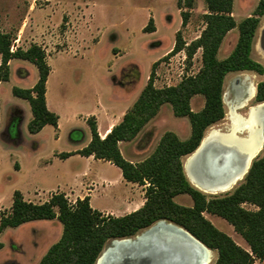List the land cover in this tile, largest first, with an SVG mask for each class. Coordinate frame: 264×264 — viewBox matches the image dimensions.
Wrapping results in <instances>:
<instances>
[{
	"label": "rangeland",
	"instance_id": "obj_1",
	"mask_svg": "<svg viewBox=\"0 0 264 264\" xmlns=\"http://www.w3.org/2000/svg\"><path fill=\"white\" fill-rule=\"evenodd\" d=\"M258 2L259 0H234L233 15L237 22L251 15ZM3 10L9 12L10 17V20L3 21L5 29H9V32L16 36L18 29L15 27L16 24L20 25L27 17L26 32L29 33L31 30V35L26 36L27 39L37 37L47 50V61L54 67L49 90L51 97L53 95L58 102L57 105L51 102L49 108L68 118L59 134L54 132L52 125L38 133H31L26 128V133H23L20 127L21 119L13 113L15 107L12 109L11 106L15 101L23 102L32 113L29 102L14 95L12 81L4 83L0 88V201H3L4 205L7 204L13 187L23 185L27 190H31L35 179L43 182L39 185L42 193L43 190L48 191L50 186L43 181L42 174L39 173L35 178L30 176L42 170L38 168L39 162L43 166L54 150L79 148L88 143L91 130L84 116L96 109L97 97L104 95L110 100L120 102L121 82L132 85L136 83V88L144 87L155 62L154 83L157 87L175 85L184 76L196 74L202 66V47H199L190 59L185 48L167 54L172 50L179 31L186 45L201 35L206 27L204 17L208 12L206 0H194L193 7H179V0H0L1 18L5 15L1 13ZM184 14L187 18L186 23H183ZM152 16L158 24V30L145 32L144 26ZM9 23L14 25L11 26ZM263 24L264 14L261 16L260 27L255 36L252 55L264 64V49L260 39V28ZM238 37V27L227 32L218 52L219 58L231 53ZM83 54L88 55L81 58ZM31 64L34 69H30L31 73L23 79L24 81H21L16 72L13 80L29 83L35 75L34 70H37L36 66ZM137 69L140 70L139 78L129 82ZM247 73L254 76L256 86L259 81L264 80V73L259 74L251 70L227 73L224 80L225 117L228 112L226 90L234 77ZM229 96H233V92ZM204 102L202 94H195L191 98V106L195 111L200 110ZM254 103L255 97L249 105ZM247 109L248 106L241 108L240 111L245 113ZM90 116L92 115L87 118ZM9 117L11 120L8 126ZM225 117L213 125L224 127L228 120ZM168 130L185 139L191 134V122L188 116L175 115L172 105L165 103L135 138L125 140L119 145L120 149L128 160L138 163L155 150L161 136ZM263 153L264 147L257 157ZM185 158L186 156L182 157L183 161ZM17 162L23 165V171L17 169ZM65 166L71 171H78V174L86 173L87 177L100 175L105 179L92 183L89 188L92 191L91 204L99 210L112 209L125 200H130L129 197L135 199L145 197L144 185L121 181L120 168L108 161H90L74 157ZM244 178L230 190L215 194L205 192L206 196L232 192ZM68 199L73 204L76 202L74 197L70 199L69 196ZM175 199L182 204H193L188 194H179ZM245 206L256 208L254 204L249 203ZM8 210L10 208L6 207L0 212ZM204 214L242 247L250 250L244 237L225 218L209 212ZM62 229V223L55 218L29 223L17 234L6 231L3 235L4 246L0 250V264H35L48 246L60 238ZM15 237H19L22 243L13 244L12 240ZM34 241L37 244H34ZM110 243L111 241L107 245ZM140 249L151 250L152 242L149 241ZM212 254L211 264L217 253L213 251ZM255 264H264V257H257Z\"/></svg>",
	"mask_w": 264,
	"mask_h": 264
},
{
	"label": "trees",
	"instance_id": "obj_2",
	"mask_svg": "<svg viewBox=\"0 0 264 264\" xmlns=\"http://www.w3.org/2000/svg\"><path fill=\"white\" fill-rule=\"evenodd\" d=\"M206 4V27L201 35L186 45L179 31L172 50L167 54L185 48L190 59L202 47L200 70L184 76L175 85L157 87L154 83L155 62L149 80L120 122L102 137L95 116L88 117L92 134L89 142L76 151L58 154L62 158L74 153L93 154L96 158L112 162L121 169L126 180L145 186L143 205L116 216L94 208L89 195L77 198L73 204L64 192H54L48 200L36 203L26 200L23 193L16 189L10 210L0 212V234L7 227H17L31 220L58 218L62 223L60 238L49 246L37 264H95L109 241L133 237L161 219L182 226L216 251L212 264H255L257 257H264V153L253 160L243 182L232 192L212 197H207V193L192 184L184 168L182 157L192 153L207 128L226 115V74L246 70L264 73V64L252 55L255 36L264 14V0H259L255 11L239 22L233 15L234 0H206ZM193 5L194 0H179V7ZM186 21L185 16L183 23ZM234 27L239 29L237 43L229 55L219 58L222 41ZM155 29L154 19L150 17L144 31ZM13 40L12 33L0 27V81L9 79V61L12 58L34 63L39 71L37 82L32 87L14 86L13 93L30 103L33 117L28 129L31 133H37L46 124L57 126L59 115L48 107L46 99V82L51 71L46 50L38 43L12 50ZM139 76L140 70L137 69L129 82L136 81ZM256 87V103L264 101V80L259 81ZM195 94H202L205 98L203 107L198 111L191 106V98ZM165 103L172 105L175 115L189 117L190 136L182 139L176 132L168 130L147 158L138 163L128 160L119 142L135 138ZM179 194L190 195L193 204L178 202L175 197ZM246 203L254 204L256 208H248ZM204 212L217 214L230 222L247 241L250 250L218 228ZM3 246L4 242L0 240V249Z\"/></svg>",
	"mask_w": 264,
	"mask_h": 264
},
{
	"label": "bare ground",
	"instance_id": "obj_3",
	"mask_svg": "<svg viewBox=\"0 0 264 264\" xmlns=\"http://www.w3.org/2000/svg\"><path fill=\"white\" fill-rule=\"evenodd\" d=\"M263 29L264 24L261 31ZM253 78V75L247 73L232 79L225 94L228 102V112L225 118L228 120H226L224 127L211 125L203 137L201 146L195 152L187 155L184 160V168L188 178L203 192L215 194L233 188L239 180L245 177L251 163L264 147V102L249 105L257 90ZM231 92H233V96H229ZM247 106V111L242 113L240 109ZM204 148H206L205 156L215 154L214 157H217L219 149L226 150V157L228 158L225 166L218 174L217 168L214 169L213 167V171H210L207 165L205 167L199 166V172L194 168V160ZM187 236V233L180 227L167 221H160L129 239L111 241L103 249V254L96 264H112L111 262L114 264L121 246L131 244L134 250L131 254V257L135 259L134 264H147L144 261L138 262L136 260L145 253L155 260H153V264H156L157 260L159 264H171L168 257H175L177 254L184 256V253L186 255L188 250L186 247ZM149 241L152 242L151 250L140 249ZM198 245L201 251H197L195 261L189 264H211L213 251L201 247L200 243Z\"/></svg>",
	"mask_w": 264,
	"mask_h": 264
},
{
	"label": "crops",
	"instance_id": "obj_4",
	"mask_svg": "<svg viewBox=\"0 0 264 264\" xmlns=\"http://www.w3.org/2000/svg\"><path fill=\"white\" fill-rule=\"evenodd\" d=\"M9 1H11V0H9ZM1 13L5 14V15H4V18L0 17V27L2 28V30L9 32V29H5L6 26H5V24H3L4 23L3 21L10 20V17L8 16L9 12H6V10H3V11H1ZM152 17L154 19L155 28L157 26V28L154 31H157L158 30V24H157L154 16H152ZM10 25L13 26L14 24H10ZM26 26H27V17L23 20V22L20 25L16 24L15 27H17L18 29L16 31V36H14V40H13V44H12V50H15L17 47L27 48L31 43H38L41 45V42L37 40V37L34 39H31V40L27 39V37H29L31 35L30 34L31 30L29 31V33H27L26 32L27 31ZM39 35H41V34H39ZM44 49H45V47H44ZM83 55L84 56H80V57L85 58V57H87L88 54H83ZM47 60H48V53H47ZM1 61H2V55L0 53V63H1ZM31 63L32 62H30L27 59L12 58L9 61L10 77L8 80L0 81V88L4 85V83H8L11 81L13 82L11 84V88H13L14 86L32 87L37 82L38 77H39V75H38L39 71L36 74V71L38 70V68L34 63L33 64L36 66L37 70H34L35 75L29 83L28 82L23 83V82H18V81L13 80L14 72H16V75L21 79V81L24 78H26L28 76V74L31 73L30 69L33 68V65ZM49 65L51 66V64H49ZM53 70H54V67L51 66V71H50V74H49V77L47 80L46 99H47L48 107H49L51 102L54 105L58 104V102L55 101L56 100L55 97H53V95L51 97L50 90H49V85L51 82V76H52ZM121 85H122L120 87L121 89L119 90V94L121 96L120 102H116V100H110L109 97L106 98V97H104V95H102L101 97H97L96 109L94 108L93 112L91 111L90 113H87L84 116V120H86V122H87V116H89V115L95 116L98 131L102 137H104L116 123H118L122 120L124 114L133 105V103L138 98V96H139V94L143 88V87L136 88V83L133 85L121 83ZM17 97H19V96H17ZM22 99H24V98H22ZM25 100H27V99H25ZM14 107H15V110L13 111V113L21 119V123H20L21 124V126H20L21 130L23 133H26L25 129L26 128L28 129V123L31 120L33 114L28 111L27 107L23 104V102H18V101L16 102L15 101V103L12 104L11 108L13 109ZM58 115H59V120H58L57 126H54L52 124H46L41 130H43L46 127H49V125H52V128H54V132L56 134H59V132L62 129L63 123L68 122V118L65 116H62L61 114H58ZM10 120H11V118L9 117L8 121H7L8 126L10 125ZM8 126H6V128H8ZM40 131H38V132H40ZM91 136H92V134L90 135L88 142L91 139ZM124 142H125V140L120 141L119 145H121V143H124ZM80 148H82V147L68 149V150H57L56 149V151L54 150L52 152V154L49 156V158L46 159L43 166H41L42 163L39 162L38 168H40L42 170H40V172L37 171L38 172L37 174L33 173V176H30V177L35 178V176L39 175V173L42 174L43 181L47 182V185L50 186L48 188L47 192L45 190H43V193L41 192V188L39 187V185L43 184V182L38 180V179H35L33 181V183L30 182L34 185V187L31 190H27L23 185L22 186L19 185L18 188L13 187L12 193L10 192V197H9L8 201L6 202L7 204L4 205L3 201H0V210L4 209L6 207L11 208V205L13 203V193L16 189H19L23 193L24 198L26 200L33 201L36 203H41V202L48 200L50 198V196L52 195V193H54V192H64L67 197L70 196V199H72V197H74V200H76L79 197L83 198L84 196L89 195L90 196V203H91L92 191L89 190V188L92 186L91 184L95 183L98 180L102 181L105 179L103 177H101L100 175H96L94 177H91V176L87 177L88 175L86 173L78 174V171H71L68 167L65 166V164H67V162L70 161L74 157H80L82 159H89L90 161H107V160L96 158L93 154L86 156V155H82L80 153H74V154H72L68 157H65V158H62L58 155L62 151H76ZM108 162L113 164L110 161H108ZM17 169L19 171H23V165L19 162H17ZM34 174H36V175H34ZM119 179L121 181H128L124 178L122 171L120 172ZM128 182H130L131 184L135 183L132 181H128ZM87 186H89V187L87 188ZM129 198H130V200H125V202L119 204L118 206H116L112 209H101V211L111 212L113 215H116V216L124 215V214L131 212V211L139 208L140 206H142L143 203L145 202V199H146V197H144V198L140 197L139 199L138 198L135 199L134 197H129ZM40 220L48 221L47 219H37V220H31V221L25 222V223H23L17 227H7L5 229V231H3L1 233L0 240L3 241V235H4V233H6V231H12L13 233L17 234L18 231L20 232L21 229L23 227H25L26 225H28L29 223H34V222L40 221ZM50 220H53V219H50ZM12 243L13 244H16V243L21 244L22 240L19 237H15V238H13ZM34 244H37V242L34 241ZM49 246H48V248H49ZM39 260H38V262H39ZM38 262H36L35 264H37Z\"/></svg>",
	"mask_w": 264,
	"mask_h": 264
},
{
	"label": "water",
	"instance_id": "obj_5",
	"mask_svg": "<svg viewBox=\"0 0 264 264\" xmlns=\"http://www.w3.org/2000/svg\"><path fill=\"white\" fill-rule=\"evenodd\" d=\"M260 39H261L262 47L264 49V29L261 31ZM262 102H264V101L257 102L256 104H259V103H262ZM202 140H203V138H202ZM202 140H201L200 144L198 145V147L193 152H195L201 146ZM205 149L206 148H204V150L200 154H198V157L195 158L194 164H193L194 168L196 169L197 172H199V170H200L199 168L200 167H202V166L205 167V165H207L210 171H213V169H212L213 167H214V169L217 168L216 170H217V174H218L222 170V168L225 166V164H226V160L228 158V157H226V150L225 149H219L217 151V157H214L215 154H212L211 156H205ZM219 151H220V153H219ZM160 221H166V220L165 219H161V220H158L156 223H158ZM168 223L173 224V225H175L177 227H180L188 235L187 236L188 239L186 240V244H187L186 247L188 249L187 252H186V255L184 253V256L180 255V254H177L175 257H173V256L172 257H168V260L170 261L171 264H182L184 262L186 264H189L190 262L195 261V259H196L195 255H196L197 251L198 250L201 251L200 247H198L199 246L198 243H200L201 247H204L206 249L211 250L202 241H200L197 237H195L192 233H190L188 230H186L182 226H179V225H177V224H175L173 222H168ZM154 224H152L148 228H151ZM148 228H146V229H148ZM143 231H145V229ZM143 231H141V232H143ZM129 238L130 237L116 238V239H113L112 242L117 240V239L124 240V239H129ZM156 240H158V238H156ZM120 249H121V250H119L120 253L117 255L116 262L114 264H134L135 259L131 257V254L134 251L133 250V245L132 244L131 245H124V246H121ZM102 252L98 256L95 264L97 263V261L101 257V255L103 254ZM202 252H203V250H202ZM158 255H160V254H158ZM136 260H138V262H143L144 261V263H147V264H149V261H150V264H153L154 261H155L152 257L148 256L146 253L142 257L137 258ZM111 263L113 264V262H111ZM156 264H159L158 260H157Z\"/></svg>",
	"mask_w": 264,
	"mask_h": 264
}]
</instances>
